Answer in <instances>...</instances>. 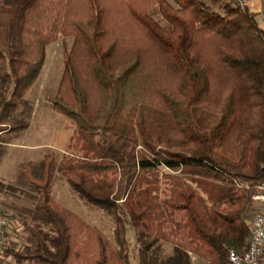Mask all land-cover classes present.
<instances>
[{
	"label": "trees",
	"instance_id": "16d2710c",
	"mask_svg": "<svg viewBox=\"0 0 264 264\" xmlns=\"http://www.w3.org/2000/svg\"><path fill=\"white\" fill-rule=\"evenodd\" d=\"M210 1L0 0V133L29 127L13 112L47 47L73 39L51 102L77 127L62 160L28 178L49 228L28 226L32 246L5 251L16 264H78L75 216L51 198L55 171L105 212L131 203L144 256L173 247L152 264H229L231 249H246L264 184V29L249 8ZM161 167L171 172L164 199L138 187ZM98 244L95 264H116Z\"/></svg>",
	"mask_w": 264,
	"mask_h": 264
},
{
	"label": "rangeland",
	"instance_id": "374dc122",
	"mask_svg": "<svg viewBox=\"0 0 264 264\" xmlns=\"http://www.w3.org/2000/svg\"><path fill=\"white\" fill-rule=\"evenodd\" d=\"M172 4V0H168ZM211 4L210 0H204ZM218 9L219 5H213ZM72 38H60L47 47V60L37 83L27 93L23 102L13 112V122H29V127L17 133L0 136V218L5 217L11 228L3 239L0 264H16L5 251L24 252L32 246L27 227L40 223L44 229L49 227L39 220L36 212L39 194L34 191L29 177L42 179L47 158L54 157L58 164L67 152L71 138L76 130L72 119L57 112L51 99L56 96L64 75V52L72 48ZM50 68V69H49ZM13 142L12 146H8ZM171 172L161 167L156 171L142 173L139 189L151 191L153 195L166 198L167 180ZM190 187L207 199L197 183ZM53 205L71 212L75 216L74 228L78 233L76 249L78 264H95L98 255V238L108 244L109 254L116 264L154 263L157 257L172 255L173 247L161 243L160 250H152L145 257L144 242L133 228L129 206L123 204L118 214L105 212L88 204L71 187L58 171H55L51 187ZM253 220V219H252ZM155 246L153 249H155ZM193 264H206L200 257L192 258Z\"/></svg>",
	"mask_w": 264,
	"mask_h": 264
},
{
	"label": "built area",
	"instance_id": "2783aa9c",
	"mask_svg": "<svg viewBox=\"0 0 264 264\" xmlns=\"http://www.w3.org/2000/svg\"><path fill=\"white\" fill-rule=\"evenodd\" d=\"M241 7L249 8L251 0H229ZM264 29V17L258 19ZM255 214L251 223V235L248 246L243 251L231 249L229 251V264H263L264 256V184L257 187L253 196ZM11 228L7 218H0V257L2 254L3 239L6 232Z\"/></svg>",
	"mask_w": 264,
	"mask_h": 264
},
{
	"label": "crops",
	"instance_id": "0c3cea01",
	"mask_svg": "<svg viewBox=\"0 0 264 264\" xmlns=\"http://www.w3.org/2000/svg\"><path fill=\"white\" fill-rule=\"evenodd\" d=\"M249 9L253 13H256L258 15V19L261 17H264V0H251ZM46 60H47V58H46ZM5 133H8V132H2V133H0V136L1 137L4 136ZM7 145L12 146L13 142L12 143L9 142V144H7ZM193 257H195V256H193ZM263 264H264V256H263Z\"/></svg>",
	"mask_w": 264,
	"mask_h": 264
}]
</instances>
